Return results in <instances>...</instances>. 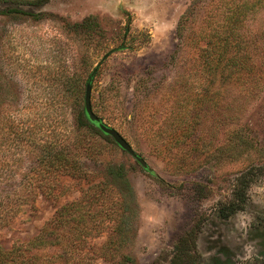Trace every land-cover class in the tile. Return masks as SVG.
Segmentation results:
<instances>
[{
	"label": "rangeland",
	"instance_id": "1",
	"mask_svg": "<svg viewBox=\"0 0 264 264\" xmlns=\"http://www.w3.org/2000/svg\"><path fill=\"white\" fill-rule=\"evenodd\" d=\"M123 44L99 68L92 105L154 173L80 124L84 81ZM179 117L205 145L176 143ZM59 140L73 175L56 197L34 191L0 226L3 249L31 240L62 204L105 181L117 215L91 207L101 223L74 258L46 246L38 264H174L181 250L197 264H264V0H0V161L12 165L13 187L42 143Z\"/></svg>",
	"mask_w": 264,
	"mask_h": 264
},
{
	"label": "trees",
	"instance_id": "2",
	"mask_svg": "<svg viewBox=\"0 0 264 264\" xmlns=\"http://www.w3.org/2000/svg\"><path fill=\"white\" fill-rule=\"evenodd\" d=\"M17 11L21 12L20 10ZM234 14H237V11L234 12ZM89 22L90 19L86 18L82 23H76L74 25L75 27H85L89 25ZM236 22L235 20L234 23ZM225 55L226 49L219 54V59L223 60ZM228 61L231 66L240 72L242 69V62L239 57L233 56L229 58ZM227 65L223 67V71L226 69ZM86 83L87 80L84 81L85 89ZM80 86L81 84L76 78L71 82L72 91L75 93ZM207 92L208 90L205 89L203 92L204 95H206ZM196 117L200 119L201 114L198 113ZM184 121L185 120L181 118L177 121L178 126L182 127V132L176 135V143L188 141L198 144L202 142L205 145V140L200 137V134L196 133L194 125L192 124L193 126L191 128H185L183 127ZM198 123L197 121L196 124ZM80 124L82 127L91 129L90 134H98L106 138H112L106 135L97 125L87 118L85 109L84 117L81 119ZM160 134L162 135L164 132ZM40 148L41 155L39 160H37L36 163L29 168L28 172L16 182V186L14 187L13 184L15 180L12 181L11 178L13 177L10 175L14 170L12 169V165H8L6 161H0V226H7L12 223L23 202L27 200L28 197H33L32 193L34 191H41L47 197H56L58 195L57 191H64V185L61 184V179L73 175V157L71 156L72 151L69 148L68 141H48L42 143ZM206 148V146L199 149H197V147L193 148L195 151L193 157L195 158L198 152H205ZM217 151L220 152L221 149L218 148ZM215 155L216 153H214L213 156ZM5 170L9 171V174ZM119 175L121 176V173H119ZM122 176H124V174H122ZM245 182L247 181L245 180ZM246 184L245 186H250V184ZM83 195L84 196L79 200L68 201L62 204L57 209L55 215L45 223L40 233L31 240L15 244L10 249H3L0 245V264H38L36 251L46 246L59 247V253H56V255L62 259V261L73 259V252H77L81 249L80 247L84 245L83 243L86 241L87 235H90L93 230H95V227H98V225L95 224L101 223V221L96 219L90 208L95 206L98 210L108 215H117L115 208V196L117 195V191L109 182L101 181L90 185ZM243 196L245 197V194ZM244 197L240 199V201H244L246 198ZM234 203V207H242L241 203ZM89 226L93 227L90 229ZM111 229L115 232L118 230L115 223H113ZM108 245L110 244L108 243ZM183 246L184 245H182V247ZM180 247H178V250H180ZM186 254L187 252L184 253V250L178 251L173 258L174 264H185L186 260L184 256H187ZM52 256H54V254ZM197 261L198 259L193 262L189 260L192 264H197Z\"/></svg>",
	"mask_w": 264,
	"mask_h": 264
},
{
	"label": "water",
	"instance_id": "3",
	"mask_svg": "<svg viewBox=\"0 0 264 264\" xmlns=\"http://www.w3.org/2000/svg\"><path fill=\"white\" fill-rule=\"evenodd\" d=\"M126 48V45H119L112 48L107 54H105L97 64L92 68L91 72L89 73L86 89H85V97H84V109L87 118L97 125L106 135L111 136L115 142L128 153H130L142 166L145 170L149 171L150 173H154V171L150 168L148 162L141 156L139 153L133 148L131 143L114 127L105 123V121L96 114L93 109L92 105V88H93V81L97 75L99 68L102 66L104 61L114 52L123 50Z\"/></svg>",
	"mask_w": 264,
	"mask_h": 264
}]
</instances>
